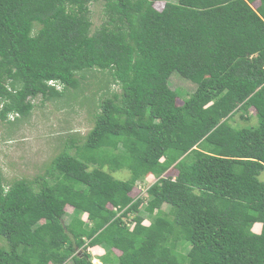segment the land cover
Returning <instances> with one entry per match:
<instances>
[{"label":"trees","instance_id":"16d2710c","mask_svg":"<svg viewBox=\"0 0 264 264\" xmlns=\"http://www.w3.org/2000/svg\"><path fill=\"white\" fill-rule=\"evenodd\" d=\"M96 1L0 0V121L89 91V73L105 89L52 171L0 172V264H94L89 247L102 264H264V0H103L92 28ZM250 109L256 125L231 123Z\"/></svg>","mask_w":264,"mask_h":264},{"label":"rangeland","instance_id":"374dc122","mask_svg":"<svg viewBox=\"0 0 264 264\" xmlns=\"http://www.w3.org/2000/svg\"><path fill=\"white\" fill-rule=\"evenodd\" d=\"M164 1L156 0L154 2L155 7L161 9ZM256 5L257 3L252 4L253 7ZM90 17L92 28L101 23L103 20V0L90 4ZM94 77L96 78L92 73H89V77H85V82L92 83L91 87L85 85L89 91L83 93L76 89H68L62 98L50 101H45L38 95L31 99L35 107L28 116H21L16 119H13L15 116H9L10 122L0 121V172L6 184L18 178L32 180L36 176L43 175L46 170L52 171L51 160L59 152L65 151L64 147L67 149L69 141L66 140L70 137L81 139L89 131L94 123V114L97 112V101L105 93L103 87L95 95L94 90L97 86ZM169 81L172 88H182L187 93L195 89L194 83L181 77L177 72H173ZM109 86L110 91L113 89L119 91L114 84L110 83ZM57 88L60 86L58 85ZM87 95L89 99L86 97ZM177 102L181 103V100L177 99ZM254 114V109L243 114L247 118H242L241 113H237L232 118L231 123L236 126L256 125L258 121ZM72 151L73 149L70 150V152ZM173 173H175L173 169L167 172L168 175ZM112 174L118 179H127L130 176L127 169H120ZM261 178L264 179V173H261ZM153 181H155L154 178H146L142 188L136 187L138 192L136 193L135 189L132 195H141L145 202L147 199L146 189ZM138 185L140 184L138 183ZM166 209L167 206L163 205L162 210ZM71 210V207H66L67 214L62 218L64 223L70 220ZM82 217L83 219L86 218L85 215ZM148 220V218L145 219L144 223L147 224ZM5 243L7 245L5 239L0 237V245H5ZM88 250L92 254L93 263L101 264V261L96 259L97 250L91 247ZM100 251L103 253V248ZM100 251L99 254H101Z\"/></svg>","mask_w":264,"mask_h":264},{"label":"crops","instance_id":"0c3cea01","mask_svg":"<svg viewBox=\"0 0 264 264\" xmlns=\"http://www.w3.org/2000/svg\"><path fill=\"white\" fill-rule=\"evenodd\" d=\"M100 250H102V248L97 249L96 253H97V252L99 253ZM100 252H101V251H100ZM101 254H102V252H101ZM97 258H98V257H96V259H97ZM97 260H99V258H98Z\"/></svg>","mask_w":264,"mask_h":264},{"label":"clouds","instance_id":"9594fccd","mask_svg":"<svg viewBox=\"0 0 264 264\" xmlns=\"http://www.w3.org/2000/svg\"><path fill=\"white\" fill-rule=\"evenodd\" d=\"M50 83H53V82H52V81H49V84H50ZM99 260H100V259H99ZM94 264H95V263H94ZM101 264H102V262H101Z\"/></svg>","mask_w":264,"mask_h":264}]
</instances>
